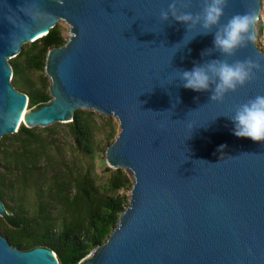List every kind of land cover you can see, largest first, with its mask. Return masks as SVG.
Listing matches in <instances>:
<instances>
[{
	"label": "water",
	"instance_id": "1",
	"mask_svg": "<svg viewBox=\"0 0 264 264\" xmlns=\"http://www.w3.org/2000/svg\"><path fill=\"white\" fill-rule=\"evenodd\" d=\"M170 2L0 0V140L22 124L72 122L80 109L118 119L106 158L109 167L131 173L129 204L107 241L80 264H264V143L234 136L224 116L264 94V69L223 102L182 87L177 70L219 53L201 56L213 47L212 34L160 19ZM263 4L228 0L222 22L244 13L260 20ZM200 8L201 0H189L185 10ZM60 20L71 36L48 55L52 100L29 111L28 95L12 84L10 60ZM255 38L220 58L264 65ZM0 215L7 216L1 198ZM0 264L60 261L46 247L13 246L0 230Z\"/></svg>",
	"mask_w": 264,
	"mask_h": 264
},
{
	"label": "trees",
	"instance_id": "2",
	"mask_svg": "<svg viewBox=\"0 0 264 264\" xmlns=\"http://www.w3.org/2000/svg\"><path fill=\"white\" fill-rule=\"evenodd\" d=\"M66 43L64 29L57 24L10 60L12 84L28 95L29 109L52 100L48 55ZM62 129L71 145L61 142ZM118 135L113 118L80 109L72 122L46 128L22 124L17 133L0 140V198L7 212L0 215V230L13 246L46 247L60 264H80L107 241L129 204L126 192L133 186L128 172L106 165L103 145L108 147ZM98 157L102 172L96 166ZM30 192L37 196L33 213L25 208Z\"/></svg>",
	"mask_w": 264,
	"mask_h": 264
},
{
	"label": "clouds",
	"instance_id": "3",
	"mask_svg": "<svg viewBox=\"0 0 264 264\" xmlns=\"http://www.w3.org/2000/svg\"><path fill=\"white\" fill-rule=\"evenodd\" d=\"M188 2L171 0L168 7L161 10L160 19H174L184 24L188 32L198 29L196 35L212 34L213 47L204 50L201 56L216 52L219 57L204 63L195 62L191 69L177 70L178 80L185 89L210 92L211 101L223 102L227 94L251 82L256 73L264 69V65L250 58L234 62L220 58L234 56L249 41L254 40L253 26L257 17L253 13L235 14L227 22H222L228 0H201L200 11L196 13L185 10ZM224 116L232 122L231 131L234 136L264 143V94H257L237 104ZM224 147L222 145L221 149ZM204 162L209 164L208 161Z\"/></svg>",
	"mask_w": 264,
	"mask_h": 264
},
{
	"label": "rangeland",
	"instance_id": "4",
	"mask_svg": "<svg viewBox=\"0 0 264 264\" xmlns=\"http://www.w3.org/2000/svg\"><path fill=\"white\" fill-rule=\"evenodd\" d=\"M256 22H257V25H256V34H257V37L258 38H255V40H256L257 45H261L262 48H263V50H264V4H263V8L261 10V18H260V20H257ZM58 24L64 29V33H65V36H66L67 41H68V39L71 36L69 24L67 22H65L64 20H60L58 22ZM27 44H29V43H27ZM27 44H25V45H27ZM30 110H32V109H29V111ZM96 113L99 114V115H101L99 112H96ZM101 116H103L105 118H107V117L113 118L114 119V122L117 125L118 132H120V125H119V121H118L117 118H115L113 115H110V116L101 115ZM100 122H101V120H100ZM59 136H60L59 138H60V140H61L62 143H66L68 145H71V138L67 134V132L64 131V129L61 130ZM104 138H105V134H104V131H103V132H101L99 134V139H102L103 140ZM108 147H107V143H104L103 148H106V154H107ZM67 148H69V146H67ZM106 154H104V157H105L106 165L108 166ZM96 166H97V169H98L99 172H102L104 170L103 161H102V159L100 157H98L96 159ZM113 169H115V168H113ZM126 172H128L130 174L131 178H132L131 173L129 171H126ZM126 193L128 195H130V192H126ZM7 202L10 203L9 200H7ZM36 203H37V196L34 194V192H30L29 195L26 197V200H25V208L28 210L29 213L35 212Z\"/></svg>",
	"mask_w": 264,
	"mask_h": 264
},
{
	"label": "bare ground",
	"instance_id": "5",
	"mask_svg": "<svg viewBox=\"0 0 264 264\" xmlns=\"http://www.w3.org/2000/svg\"><path fill=\"white\" fill-rule=\"evenodd\" d=\"M25 114H27V110H25L24 113H23V115H22V122H24Z\"/></svg>",
	"mask_w": 264,
	"mask_h": 264
}]
</instances>
